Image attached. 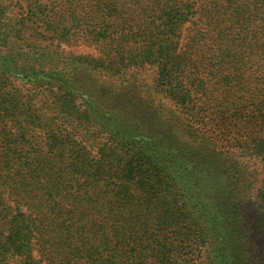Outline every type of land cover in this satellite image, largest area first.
<instances>
[{"label":"trees","instance_id":"trees-1","mask_svg":"<svg viewBox=\"0 0 264 264\" xmlns=\"http://www.w3.org/2000/svg\"><path fill=\"white\" fill-rule=\"evenodd\" d=\"M16 4L0 7V264H264V132L250 116L223 150L184 114L204 90L177 41L193 7L152 0L139 28L114 3ZM241 16L214 20L218 84L239 82ZM78 35L95 57L61 48Z\"/></svg>","mask_w":264,"mask_h":264},{"label":"rangeland","instance_id":"rangeland-1","mask_svg":"<svg viewBox=\"0 0 264 264\" xmlns=\"http://www.w3.org/2000/svg\"><path fill=\"white\" fill-rule=\"evenodd\" d=\"M18 0H0V7L8 5L7 15L19 17L22 15V8L16 4ZM43 5L49 4L50 0H32ZM179 3H189L193 9L181 29L177 31V41L179 50H186L187 43H191L189 51L191 61L194 65L184 70V75H188V70L192 72V67L197 68L196 77L204 81V90L195 91L191 88L187 95L188 107L184 109V114L196 125L203 126L202 131L218 140V145L224 149L233 150L231 140L236 135H245L248 131L254 130L245 121L250 116L256 120L258 132H264V111L261 115L252 114L254 107L264 101V2L261 0H231V3H224L223 0H177ZM77 11L81 14H94L99 7H106L107 4L114 3L121 10L125 22L131 27L145 28L147 19L142 13L143 9L148 11L152 0H75ZM215 4L225 7L214 8ZM228 7V8H226ZM226 11V14L223 12ZM235 11H241V24L243 35L248 36L250 46L244 50H238L237 68L240 70L239 82L232 80L225 84H218V77L221 70L215 66V58L219 54L216 44L213 42L215 35L214 20L230 18ZM221 15L218 17V15ZM212 21V22H211ZM211 22V24H210ZM235 32V31H234ZM151 32L148 33L150 35ZM69 44H62L61 48L65 52L78 55H90L95 57L101 48L97 46L91 38L82 35L75 36ZM192 40V42H191ZM226 41L229 40H225ZM259 45H262L261 48ZM260 48V49H259ZM237 51V50H236ZM154 70L150 65L142 64L136 77L143 80L146 86L152 84ZM187 86V85H186ZM188 87V86H187ZM223 98L225 102L223 114L217 113ZM169 102L167 98L163 99ZM186 104V105H187ZM257 115V116H254ZM217 120H221L225 126L218 125ZM245 123L246 127H243ZM252 202V201H251ZM255 204V203H254ZM256 206V204H255ZM254 206V207H255ZM252 231L251 238L259 257L264 261V238ZM260 237V238H259ZM262 254V255H261Z\"/></svg>","mask_w":264,"mask_h":264}]
</instances>
